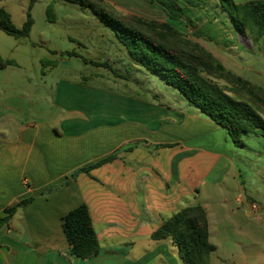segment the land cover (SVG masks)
<instances>
[{
  "label": "crops",
  "instance_id": "obj_1",
  "mask_svg": "<svg viewBox=\"0 0 264 264\" xmlns=\"http://www.w3.org/2000/svg\"><path fill=\"white\" fill-rule=\"evenodd\" d=\"M112 1L122 8L148 3ZM169 22L177 29L182 26ZM3 33L0 30V59L14 65L0 63V218L7 207L35 199L0 229V264H183L170 239L155 241L151 236L178 211L196 205L207 212L210 241L216 248L211 264H264V249L245 248L236 257L223 252L227 244L212 242L216 226L209 206L215 198L221 204L225 200L221 191L208 193L202 187L217 189L229 175L245 185L231 159L234 150L225 129L182 97L174 106L150 96L66 80L59 81L58 93L66 87L75 95L69 97L68 92L62 108L78 117L60 123L81 127L62 132L49 121L21 125L17 117L24 113L22 103L32 104L35 95L33 76L18 63L15 47L8 52L12 40ZM15 45L17 49L19 40ZM129 65L148 75L131 60ZM142 91L152 93L146 87ZM105 159L107 163L95 167ZM241 201L253 210L250 196ZM81 204L89 208L101 247L89 259L68 253L62 227L64 216Z\"/></svg>",
  "mask_w": 264,
  "mask_h": 264
},
{
  "label": "rangeland",
  "instance_id": "obj_2",
  "mask_svg": "<svg viewBox=\"0 0 264 264\" xmlns=\"http://www.w3.org/2000/svg\"><path fill=\"white\" fill-rule=\"evenodd\" d=\"M109 1L123 13L159 22H165L167 18L161 8L149 3L142 2L137 8H122L112 0ZM193 1L197 7H190L195 12L196 27L177 25L178 31L184 38L214 52L228 70L264 90V38L255 42L250 33L237 31L218 0ZM29 7L30 0H0V8L9 11L18 29L26 21ZM30 14L34 21L31 33L26 39L19 40L17 49L16 39L3 33L12 40L8 52L15 47L18 63L33 76L31 84H34L35 95L33 100L30 99L32 104L26 103L24 106L22 103L24 113L17 117L21 125H25L26 121H49L62 132L81 127L74 124L61 126V120L78 116L62 108L69 90L65 87L58 93L60 80L88 88L127 91L142 97L164 100L165 103L171 102L174 106L180 105L175 99L182 100V96L167 85L162 76L149 72L144 75L138 70L139 67L129 65V56L112 30L105 27L90 9L59 0H38ZM173 25L176 26L175 23ZM198 31L201 32V37H198ZM24 50L27 52L26 56H23ZM69 52H77L90 61L109 62L119 75L125 78L127 76L124 78L126 81L106 68L86 64L79 57L69 56ZM145 87L152 93L142 91ZM71 95L75 94L69 92V97ZM256 107L264 115V106ZM226 137L234 150L230 154L231 159L236 165V171L242 172L245 185L240 184L234 175H229L225 184L218 185L217 189L210 185L202 188L207 189L208 193L219 190L223 194L224 203L221 204L215 198L209 206L211 219L215 221L213 225L216 226L212 242L221 246L227 244L228 247L224 246L223 252L233 253L237 257L245 248L264 249V223L260 222L264 220V136L261 133L245 134L244 147H236L228 134ZM247 196L252 198L258 210H249L242 205L241 200H246ZM239 198L242 199L237 201ZM233 221L237 222L238 229ZM242 231L248 235H243ZM237 242L240 243L239 246H236ZM229 264L235 263L232 261Z\"/></svg>",
  "mask_w": 264,
  "mask_h": 264
},
{
  "label": "trees",
  "instance_id": "obj_3",
  "mask_svg": "<svg viewBox=\"0 0 264 264\" xmlns=\"http://www.w3.org/2000/svg\"><path fill=\"white\" fill-rule=\"evenodd\" d=\"M37 1L30 0L27 18L21 29L15 27L9 11L0 8V30L17 40L29 37L34 24L30 10ZM59 1L90 9L104 26L112 30L133 63L149 73L162 76L165 83L177 90L189 105L225 129L236 147L245 146V134L261 133L264 136V115L256 107L264 106V90L228 70L213 52L184 38L169 22L195 28V12L190 6L195 8L197 5L193 0H145L165 12L169 19L165 22L120 12L109 0ZM218 2L237 31L250 33L255 42L264 38V0ZM200 34L198 31V37H201ZM68 54L123 78L109 62L90 61L77 52ZM0 63L2 67L14 65L9 60L0 59ZM107 162L108 159H105L95 167ZM90 169L82 168L79 172ZM34 199L26 198L7 207L6 216L0 218V229L20 208ZM62 227L71 256L89 259L99 253V239L86 204L66 214ZM151 238L155 241L170 239L177 246L183 264H211L210 257L216 249L210 241L207 212L201 205L181 209L165 221Z\"/></svg>",
  "mask_w": 264,
  "mask_h": 264
},
{
  "label": "built area",
  "instance_id": "obj_4",
  "mask_svg": "<svg viewBox=\"0 0 264 264\" xmlns=\"http://www.w3.org/2000/svg\"><path fill=\"white\" fill-rule=\"evenodd\" d=\"M252 209H253V210H258V206L253 205Z\"/></svg>",
  "mask_w": 264,
  "mask_h": 264
}]
</instances>
